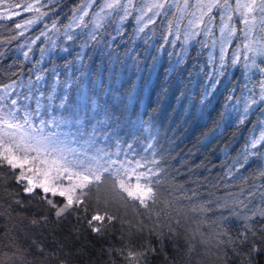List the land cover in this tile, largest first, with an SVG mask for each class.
<instances>
[{
	"label": "snow or ice",
	"instance_id": "1",
	"mask_svg": "<svg viewBox=\"0 0 264 264\" xmlns=\"http://www.w3.org/2000/svg\"><path fill=\"white\" fill-rule=\"evenodd\" d=\"M60 3L0 0V264H68L70 219L101 264H150L133 238L181 230L165 264H264V0H77L68 23ZM230 127L249 134L214 174L201 149Z\"/></svg>",
	"mask_w": 264,
	"mask_h": 264
},
{
	"label": "trees",
	"instance_id": "2",
	"mask_svg": "<svg viewBox=\"0 0 264 264\" xmlns=\"http://www.w3.org/2000/svg\"><path fill=\"white\" fill-rule=\"evenodd\" d=\"M11 3L15 4L17 0H10ZM31 2V0H19V3L25 4ZM77 2V0H61L60 3V18L64 23H67L68 20L65 18L70 14L71 8L74 6V4ZM2 10V9H0ZM33 13H23L22 16L15 17V21L19 20H26L29 17H31ZM50 23V18L48 20ZM14 21H0V24H7L11 25ZM43 25H37L35 26V31L32 33H29V35H35L39 28ZM10 35L7 29L0 28V39H5ZM23 38L20 39V41L13 42V44L9 47L15 48L16 44L19 42H22ZM179 50V49H177ZM38 55V53H37ZM190 55L195 56V52H193L190 49ZM15 59V53L9 54V59L5 60L0 66V72H3L4 69L8 67V64L10 60ZM22 59V57H21ZM165 60H167V57L165 56ZM237 76H239V73H237ZM6 76H0V80H6ZM149 114L156 116L158 119H161L164 121L165 125H167L168 121L166 119L167 113L161 111L157 112L154 109H149ZM147 118V117H145ZM254 119V118H253ZM215 127V124L213 122H208L207 127H198L193 128L190 131L191 140H195L196 138L203 139L204 134L208 133L211 134L213 128ZM250 127V125H249ZM161 135L163 134V129H160ZM248 129L242 128L239 131H237L236 128L230 127L227 128V130L219 129L217 130L215 138L212 139L211 143L201 149V156L199 159L204 160L206 163L210 162V165H215L213 168V173L218 174L220 172V163L224 159V154L221 151L222 149L226 150L231 156H235L237 151L242 147L244 143L245 137L248 136ZM191 140H186V144L188 147H191ZM182 148L185 147V145H181ZM179 151V149L177 150ZM202 171V170H201ZM204 175H207V172L203 173ZM181 181L185 180L184 176L179 177ZM35 209L33 208L32 211ZM123 212V209L121 210ZM31 214V211L29 212V215ZM128 218H132L131 210L128 212ZM2 222V221H0ZM11 223H16V220H13ZM145 223H148V221H145ZM24 226H27V220L24 221ZM76 227H79L75 225V221L73 219H70L69 221L65 222L63 225H61L56 230V236L57 238L61 239L66 247L65 252L67 253L66 259L68 261V264H101V261L103 259H106V257H102L100 254V250L102 246L104 245L103 241L98 240L95 238L91 233H89L86 230H81L80 235L77 237L74 235ZM120 225H116L117 231L115 232L116 236H119V229ZM127 225H125V232H127ZM135 231V229H133ZM33 234L37 236V238H41V235L47 236V241L45 243L47 246L51 247L52 245L49 243V241L52 240V235L50 232L45 230L42 234L39 229L32 230ZM151 242L153 247H156L158 249V254L150 257V264H165V261L168 260L171 257H175L176 259H181V256L178 255L175 251L177 245L181 249H183L184 246V239H183V230H181V237L177 239L176 241L168 240L166 239L161 245L159 242L156 241V238L154 236H149L148 233L145 231L143 234H139L138 236L133 238V243L136 246H139L142 242ZM117 264H122L120 259L117 257Z\"/></svg>",
	"mask_w": 264,
	"mask_h": 264
},
{
	"label": "rangeland",
	"instance_id": "3",
	"mask_svg": "<svg viewBox=\"0 0 264 264\" xmlns=\"http://www.w3.org/2000/svg\"><path fill=\"white\" fill-rule=\"evenodd\" d=\"M67 23H68V22H67ZM36 34H38V32H37Z\"/></svg>",
	"mask_w": 264,
	"mask_h": 264
}]
</instances>
